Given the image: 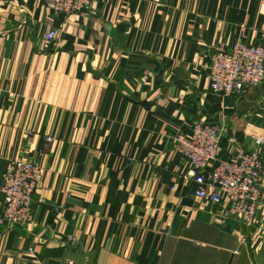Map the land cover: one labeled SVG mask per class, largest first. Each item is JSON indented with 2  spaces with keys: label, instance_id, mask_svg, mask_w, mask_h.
Listing matches in <instances>:
<instances>
[{
  "label": "crops",
  "instance_id": "obj_1",
  "mask_svg": "<svg viewBox=\"0 0 264 264\" xmlns=\"http://www.w3.org/2000/svg\"><path fill=\"white\" fill-rule=\"evenodd\" d=\"M261 6L0 0V264H264V204L251 226L201 199L176 147L197 120L222 126L223 159L264 136V83L227 97L209 76L220 48L264 44ZM12 158L43 169L24 226L1 221Z\"/></svg>",
  "mask_w": 264,
  "mask_h": 264
},
{
  "label": "built area",
  "instance_id": "obj_2",
  "mask_svg": "<svg viewBox=\"0 0 264 264\" xmlns=\"http://www.w3.org/2000/svg\"><path fill=\"white\" fill-rule=\"evenodd\" d=\"M97 0H45L55 14L70 15L82 10L95 14ZM264 15V0H261ZM59 37L58 29L45 34L48 43ZM211 90L223 96H237L249 88L264 83V44H248L241 40L229 49L224 47L212 55L209 67ZM223 128L216 123L197 120L192 134H180L176 147L189 163L185 178L197 184L196 195L216 204L229 203V214L243 223L254 226L264 204V136L255 138L256 148H242L235 158L223 159L219 147ZM54 136L46 142L53 143ZM43 169L39 163L24 158L9 159L2 173L1 193L3 214L1 221L7 225H28L34 221V195L42 180Z\"/></svg>",
  "mask_w": 264,
  "mask_h": 264
},
{
  "label": "rangeland",
  "instance_id": "obj_3",
  "mask_svg": "<svg viewBox=\"0 0 264 264\" xmlns=\"http://www.w3.org/2000/svg\"><path fill=\"white\" fill-rule=\"evenodd\" d=\"M262 153V152H261ZM263 158V157H262Z\"/></svg>",
  "mask_w": 264,
  "mask_h": 264
}]
</instances>
